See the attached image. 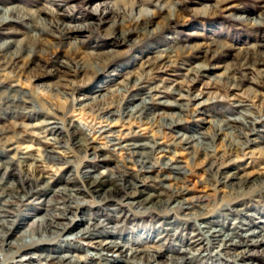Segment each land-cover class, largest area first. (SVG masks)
<instances>
[{
    "label": "rangeland",
    "instance_id": "obj_1",
    "mask_svg": "<svg viewBox=\"0 0 264 264\" xmlns=\"http://www.w3.org/2000/svg\"><path fill=\"white\" fill-rule=\"evenodd\" d=\"M0 9V264H264V0Z\"/></svg>",
    "mask_w": 264,
    "mask_h": 264
},
{
    "label": "bare ground",
    "instance_id": "obj_2",
    "mask_svg": "<svg viewBox=\"0 0 264 264\" xmlns=\"http://www.w3.org/2000/svg\"><path fill=\"white\" fill-rule=\"evenodd\" d=\"M14 10H8L4 13V15L0 18V24H5L6 22H8V19H9V16L11 15V13L13 12ZM0 12H2V9H0ZM65 29V28H64ZM68 30V32H70L71 34L73 35H76V34H82L83 32L86 31L87 28L85 27H67L66 28ZM76 38V37H75ZM40 41V40H39ZM21 45V43L19 44ZM60 66V65H59ZM61 67L63 69H66V70H69L71 69V67L69 66V64L67 63H62L61 64ZM65 74V73H64ZM67 74V73H66ZM65 74V75H66ZM64 75V76H65ZM63 76V77H64ZM65 78V77H64ZM61 80V79H60ZM64 82V81H63ZM101 181V178L99 177H89L88 178V187L90 189L93 190V192H99L97 189H96V184H98L99 182ZM69 183V182H68ZM47 185V184H46ZM48 190H49V186H47ZM13 189L15 193L14 194V198H17L19 197L20 193H22V189L21 188H18V187H14ZM46 189V187H45ZM44 189V190H45ZM12 190V189H9V191ZM7 191V190H6ZM75 192L77 190H74ZM73 191V192H74ZM12 192V191H11ZM103 193H99V194H102L104 195L105 197H107L109 194L112 195L114 192H113V189H110V190H106V191H102ZM67 193V190L64 189V190H60V191H53V194H54V197L56 198H60V201L64 200V198H66L65 196ZM33 194V193H32ZM78 194V193H77ZM96 194V193H95ZM30 196V195H29ZM70 199L74 202V201H77L78 200V197L77 195H75L74 193H70ZM3 197V196H2ZM32 197V196H30ZM24 198V197H23ZM18 199V198H17ZM149 199H147L148 201ZM146 201V202H147ZM51 203V202H50ZM48 204V203H47ZM43 205V204H42ZM44 206V205H43ZM71 209L72 207H67L65 208L64 210H66L65 212H71ZM6 212V211H4ZM2 218L5 217V216H1ZM61 219V218H60ZM56 222H54L51 218L47 219V218H42L40 220H38L37 222H35L34 225H32L31 227H29L27 230L23 231L21 233V235L19 237H17L15 239L14 242H12L10 245H9V249H11L12 251L13 250H17L19 249L20 247L22 248H31V247H35L37 246L38 247V243L40 244H44V243H48L49 241H51L52 239L51 238H54V239H57V238H61L64 233H67L69 230H71L72 228L69 227L68 225H64V224H57V226H55L56 228H53L54 230H51V228L54 226ZM89 223V222H88ZM86 223V224H88ZM9 225V224H8ZM12 225V224H10ZM90 225V223L88 224ZM0 226H3L5 228H7V224L5 222H0ZM14 227V224L12 225ZM37 226V227H36ZM11 227V226H10ZM36 227V228H35ZM2 228V227H1ZM9 229V228H8ZM10 230V229H9ZM49 231V232H48ZM92 230H91V227H87V228H84V229H81L78 233H74L75 235V238L72 237L70 238L71 240H74V239H78L80 237H88V236H91V233ZM254 234V233H253ZM88 235V236H87ZM217 235V234H216ZM1 237V236H0ZM228 239V238H227ZM226 240V239H225ZM227 241V240H226ZM9 244V243H8ZM21 249V248H20ZM121 249V245L120 243H110V244H106L104 246L101 247V250L102 251H114V250H120ZM124 250V249H123ZM115 252V251H114ZM109 253V252H108ZM135 254V253H134ZM97 256V255H96ZM41 257H44L43 255ZM134 257V256H133ZM45 258H48V259H54V257L52 258L51 257H45ZM153 257H151L152 259ZM58 259L61 263L62 262H66V261H69V257L68 256H65V257H58L56 258ZM71 262V261H70Z\"/></svg>",
    "mask_w": 264,
    "mask_h": 264
}]
</instances>
